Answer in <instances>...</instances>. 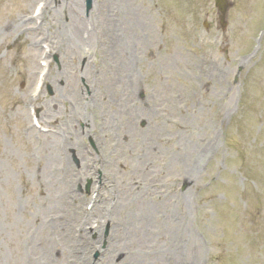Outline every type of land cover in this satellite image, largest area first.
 <instances>
[{"label": "rangeland", "instance_id": "374dc122", "mask_svg": "<svg viewBox=\"0 0 264 264\" xmlns=\"http://www.w3.org/2000/svg\"><path fill=\"white\" fill-rule=\"evenodd\" d=\"M103 1L53 0L35 34L30 22L19 32L15 23L28 20L39 0H0V264H110L112 226L98 224L102 209L92 208L115 204L131 182L135 188L138 179L123 171L131 153L140 157L141 143L117 145L119 161L108 158L113 143L101 131L110 129L98 112L105 94H135V132L149 136L155 157L146 167L149 181L185 223L180 264H264V0H230L226 29L214 0H126L127 17L103 12L111 22L99 17ZM123 30L130 31L132 65L119 73L127 57L109 54ZM39 41L53 49L37 101L41 121L58 131L55 151L65 146L51 164L27 111L40 72ZM147 47L177 68L178 94L171 80L153 82L157 59ZM111 118L116 124L114 112ZM89 182L90 194L80 195L76 187ZM74 248L86 262L74 259Z\"/></svg>", "mask_w": 264, "mask_h": 264}, {"label": "bare ground", "instance_id": "6f19581e", "mask_svg": "<svg viewBox=\"0 0 264 264\" xmlns=\"http://www.w3.org/2000/svg\"><path fill=\"white\" fill-rule=\"evenodd\" d=\"M51 1H48V4ZM76 5L77 2L75 1L74 6ZM103 5H106L107 7H102ZM74 6L71 5L72 8ZM102 6L99 8L100 18L103 16L106 18L103 12L109 11L110 9H114L115 15L120 14L119 17H122L123 15L124 17H127V12L123 13L124 11H127L129 7L126 0H104L102 2ZM111 6L112 8H110ZM47 8L48 6L45 8L40 18H43ZM93 18L94 17L92 16L89 22L93 21ZM79 21L80 23H83L81 20ZM105 22H111L110 16H107ZM28 23L29 20H25L21 22V24L15 23V29L17 26L18 29L16 30L18 32L21 28L24 30ZM75 24H78V22ZM77 27L78 25L72 26L73 30H76ZM113 27L115 32H117L116 26ZM48 31H51L50 28H48ZM72 33L73 32H71V34ZM51 34L52 33L50 32L49 36ZM68 37V41L72 46L70 48L75 49V47H78V44L76 43L75 46V43L73 42L76 40V38H74V34L71 36L69 33ZM111 44L112 46L109 54L110 59L113 60L115 56L124 55L128 60L127 63L121 61L118 64V72L124 73V71H131L132 60L130 59V53L132 45L130 31L123 30L121 31V35L113 36ZM151 51L152 53L150 54H153L154 58L157 59V62L155 61V63L154 60H152L155 68H152L151 70V72H155V75H153V82L158 81L164 83L168 80H171L174 83V89L178 94V86L181 79L177 74V68H175L174 65L169 66V63L165 61L161 52H159L158 55H155V53L159 50L152 47H147L145 49V53H149ZM169 69L172 71L171 79L166 76V73ZM108 78L111 81L113 79V77L109 75ZM94 81L95 79L92 82ZM139 85L140 84L137 86L138 90L140 89ZM162 87H164V85H162ZM106 88L107 87L104 85V89L110 92L109 89ZM131 95L134 98L135 94ZM131 98L127 96L116 97L115 95H102L100 97V105H98V112L100 114V125L102 128L110 129L107 130L108 132H104L102 130L101 136L104 135L108 137L111 139V143H113L111 156L108 157L110 160H112V162L119 161L114 155V148L117 145H122L127 148L128 146L131 147L136 143H141L139 148L140 157H136V155H133L130 152L131 154L129 153L130 156L128 159L131 160V164L123 171L125 174L131 173V178L138 179V182L135 183L136 186L134 189L132 182L130 184V188H128L127 191L126 189H123L125 192L119 194L120 197L117 198V200L115 199V204L112 205L109 202H106L105 204L101 203L100 206L92 208V213L94 214V212L97 210L102 209L101 214L103 217L96 218V222L103 225L108 223L112 226V239L116 242V244L112 246L113 250L111 251V254L108 255V257L111 258L110 264H115L114 261L117 258H121L122 256L123 260L121 261V264H180L185 223L180 221V219L177 217L176 210H170L169 207L171 204H168V195L159 194L156 190V182L149 181L150 178H153V172L146 170V167L149 162H151L152 165V162H154L155 159V157L150 155L151 147H153V145L151 144L148 135L138 134L135 132V121L137 118H140V113L139 110H134L135 107L132 106L134 99ZM81 100L82 99H80V101ZM75 101L77 103V107L75 109L79 111V108H82L83 104L79 103V100ZM104 111H107V113L104 114ZM112 112H114L118 117L116 124L112 123ZM152 125L153 124L149 122V128H152ZM30 131L31 133H35L34 136H36L38 139L43 137L45 140V143L42 145V147H44L45 152H47V155H49V158H46V164H51V162L57 160L59 155H61L59 152L65 149L64 143L59 144V152L55 151L54 145L55 141L57 140L56 136L51 134H40L33 128H31ZM158 135L161 136L162 134ZM77 156H79V154ZM175 157L176 156L172 157L173 162ZM141 159L142 162L139 166ZM113 185L114 184H111V186ZM114 187L115 185L113 188ZM64 193L65 190H62L61 196H63ZM176 195L177 194L175 193L173 194V196H175L173 199L176 202L175 209H177V207L179 208L181 203L179 196ZM59 198L61 199V197ZM62 199L64 200V198ZM69 218L70 219L67 220L68 223L74 221L72 216H69ZM79 256H81V258H79ZM73 257L75 260L82 259L84 262L87 261V257L81 248L73 249Z\"/></svg>", "mask_w": 264, "mask_h": 264}, {"label": "water", "instance_id": "95a60500", "mask_svg": "<svg viewBox=\"0 0 264 264\" xmlns=\"http://www.w3.org/2000/svg\"><path fill=\"white\" fill-rule=\"evenodd\" d=\"M218 2H219V0H218ZM220 7L224 11V1L223 0H220Z\"/></svg>", "mask_w": 264, "mask_h": 264}]
</instances>
